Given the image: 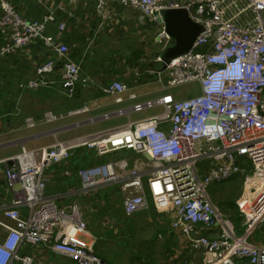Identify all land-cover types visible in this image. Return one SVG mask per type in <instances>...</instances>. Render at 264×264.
Masks as SVG:
<instances>
[{
    "label": "built area",
    "instance_id": "built-area-1",
    "mask_svg": "<svg viewBox=\"0 0 264 264\" xmlns=\"http://www.w3.org/2000/svg\"><path fill=\"white\" fill-rule=\"evenodd\" d=\"M93 2L100 25L112 17L111 9L106 8L110 2L155 22L166 9L184 8L201 25L191 49L173 58L163 70H149V74L162 89L196 81L200 93L184 99L167 93L137 101V93L113 80L101 91L116 104L134 101L115 115L150 108L161 111L128 119L125 125L91 139L36 149L22 145L7 171L5 190H11L12 199L10 203L0 201V264H36L26 247H44L76 264H102L79 203L58 205L55 197L45 193L44 169L67 160L79 146H87L98 156L131 150L144 159L129 166L126 160L114 158L79 170L83 190L117 182L124 191L122 207L127 216L150 205L158 213H167L170 230L180 234L187 248L202 254L201 264H264V242L247 241L264 223V183L246 189L250 175L264 179V0ZM54 21V10L44 20L26 18L8 0H0V58L42 40L54 58L36 67L35 75L19 89L48 87L49 75L57 71L62 93L71 98L87 80L71 58L70 45L51 33ZM57 26L65 29L63 22ZM163 40L166 43L169 36L162 28L158 41ZM86 109L44 116L52 122ZM36 122L33 117L25 118L27 127ZM236 174L245 177L246 194L236 202L241 217L239 234L207 192L211 183H222ZM214 230L215 236L203 234Z\"/></svg>",
    "mask_w": 264,
    "mask_h": 264
},
{
    "label": "crops",
    "instance_id": "crops-1",
    "mask_svg": "<svg viewBox=\"0 0 264 264\" xmlns=\"http://www.w3.org/2000/svg\"><path fill=\"white\" fill-rule=\"evenodd\" d=\"M8 2L26 18L44 20L50 10L55 11V21L51 23L49 29L57 40L70 45L71 52L73 47V59L80 65L81 77L87 80L86 83L77 86L79 90L83 87L90 86L92 89H98L102 92V87L113 80L125 83L129 75H134L135 78L139 80H141L144 75L151 76L145 64L155 60L165 45L164 40L162 42L158 41L163 24L159 21L155 22L147 18H142L136 10L121 6L117 3L110 2L107 5V10L110 11L111 9L112 17L110 16V19L100 25V19L95 12L93 0H8ZM60 22L65 24V29H63V31L58 29L57 24ZM129 43L131 46H128V48L126 45ZM86 51H88L87 59H85ZM140 51V56L143 53L145 57L149 58H146L147 60L140 57L136 59L135 54ZM151 55L154 56L150 58ZM51 58H54V55L44 45L42 40L32 41L15 53L0 58V74L5 78L2 80L3 83H5L4 87L8 88L12 85V80L7 78L11 76L13 72V79H17L19 74L24 75L23 71H25V76L27 75V71H29L30 75L28 78H31L35 75L36 67L42 65ZM135 63H138V66L134 68L132 66H134ZM86 64L88 66L91 65V68H84ZM55 74L56 72L49 75L51 84L48 87L32 90L25 89L29 91L27 93L40 95L39 99L36 98L29 103L26 101V103L33 105L36 101H51L55 91L57 90L59 92V85H53V77ZM96 77L100 79H96ZM24 78L17 83L18 90H20L19 85L25 82L23 81ZM133 82L136 83L137 80H133ZM134 87L136 86L134 85ZM77 89L76 93L78 91ZM159 89L163 91V89ZM167 93L168 92H164L162 94ZM138 95L139 97L141 96V94ZM82 102L80 106L73 107H87L82 113L65 117L57 120V122H50L45 120L44 114L48 112L51 113L52 111L44 110L41 115H37L36 117L28 115V113L21 114L17 112L15 114H10L9 111H13L14 102H10L6 97L0 100V201L10 203L12 199L11 190L9 189L7 192L5 190L7 187L8 166L11 164L7 159L19 153L22 145L28 149H36L60 142H78V140L91 139L99 133L110 129H94L91 126L97 124L101 119H104L105 114H110V116L115 115L114 113L119 108L107 112L105 109L106 105L104 103H99L96 99ZM113 104L121 105L114 103V100ZM71 109L72 108H69L63 112L54 113L65 114ZM24 113L26 112L24 111ZM26 117H33L37 121L36 124L33 127H27L25 125ZM12 118L13 120L21 118L22 122L24 121V126L13 128ZM9 121H11L12 125H10ZM53 123L57 124L50 126V124ZM89 125L90 128L87 129ZM18 133L19 135H16ZM89 150L92 149L87 146H79L71 152L67 160L48 165L44 169L46 182L45 193L55 197L59 205H62L77 200L82 204L84 201H89L88 196L97 195L96 192L100 191L104 192L105 201L111 202L115 197L114 194L120 197V193L122 192L120 201L121 210L123 211L122 200L124 198V191L121 189L120 185L118 188L112 189L111 186L114 184L113 182L102 184L96 188L98 191L96 189L83 190L81 187L78 171L106 161L104 160L105 157H98V155H96L99 162H97V160L95 164H89L90 160L84 158V155L87 156ZM110 154L113 155V157L119 154V159L126 160L129 166L134 164L135 161L144 162V159L131 150L121 149ZM15 187H19L18 182L15 183ZM86 206L87 205L81 209H83L82 212L84 213V217H87L86 219L89 221L91 216L88 213V208H85ZM84 210H86V212H84ZM106 210H109V207L103 206V211L106 212ZM89 231L93 232L92 229H89ZM215 233L216 231L214 230L205 231L203 234L215 236ZM172 234L173 245L170 249L172 256L174 259L180 256L185 257L184 248H189H187L183 240H181L179 233L173 231ZM26 248L29 253L34 256L36 264H49L47 259L50 257V254H54L44 247ZM192 252L198 253L195 251ZM172 256L167 257L166 260L170 262L173 259ZM198 256V260L195 258V255L186 257L188 258L187 260L193 261L195 264H201L202 258L200 259V255ZM102 264H104V262H102Z\"/></svg>",
    "mask_w": 264,
    "mask_h": 264
},
{
    "label": "rangeland",
    "instance_id": "rangeland-1",
    "mask_svg": "<svg viewBox=\"0 0 264 264\" xmlns=\"http://www.w3.org/2000/svg\"><path fill=\"white\" fill-rule=\"evenodd\" d=\"M126 46H131V44L129 43ZM72 54L73 47L71 52V58L73 59ZM140 54L141 51L135 54L136 59L138 57L145 60L149 58L145 57L143 53L141 56ZM153 56L154 55H151L150 58H152ZM87 57L88 51L85 52V59H87ZM135 66H138V63H135L132 67L135 68ZM84 68H91V65L88 66L86 64ZM55 72L56 74L53 77V85H59L58 72ZM13 74L14 72L7 78L12 80L13 82L12 85L8 88L4 87L5 83H3L2 80L5 78L2 76V74H0V100L6 97L10 102H14L13 111H9L10 114H15L17 112L21 114L28 113V115L36 117L37 115H41L44 110H47L52 111V114L58 115L59 113L56 114L57 112H63L69 108L78 107L81 105V103H83L82 101L91 99H96L99 103H104L106 105L105 109L107 112H110L112 109L125 108L134 103V101L126 100L124 104L115 105L113 104L114 98L112 96L103 94L102 92H100V90L92 89V87L90 86L83 87L81 90L77 89L78 91L75 96L68 98L62 93L59 85V92L57 90L55 91L51 101H36L33 103V105H31L28 103L36 98L39 99L40 95L35 93H27L29 91H26L25 89L18 90L17 86L19 80L21 81L24 77L25 78L23 81L29 79V71H27L26 76L25 71H23L24 75L19 74L20 76L18 75L17 79H13ZM128 77L129 78L126 80L127 82H125L127 87H130V90L128 92L135 91L137 94H141V96L137 98V101L154 99L164 92L172 94L176 99H184L200 93V86L196 81L182 83L175 87L163 88V91H160L159 88L162 89L161 85L153 81L152 76L144 75L142 79L140 78L141 80L136 79L134 75H129ZM96 79L100 78L96 77ZM133 80H137V82L134 83ZM134 85L136 87H134ZM127 93L124 95L125 97L127 96ZM26 101L28 103H26ZM24 111L26 113H24ZM160 111L161 109L159 108H150L140 112H130L128 115H112L108 118L101 119L97 124H94L91 127L94 129H107L123 126L128 122V119L137 120L139 118L151 115L153 113H158ZM114 114H116V112ZM11 121L13 122V128H17V126H24V121L22 122L21 118L16 120H13L12 118ZM11 121H9L10 125H12ZM55 124L57 123L50 124V126ZM89 128L90 125L87 129ZM16 135H19V133ZM111 156L113 157V155L108 154L102 157H105L104 160L120 158L119 154L114 155L113 158ZM98 157L95 155L93 150H89L87 156L84 155V158L90 160L89 164H95L98 160ZM97 162H99V160ZM253 176L254 175H252V179ZM252 179L250 181L249 179H247L246 181L247 191L251 187ZM260 180L261 184H259V186L264 183V179L260 178ZM113 183L114 184L111 186L112 189H116L120 185L117 182ZM244 189L245 177L242 179L239 175H236L222 183H211L207 187V192L211 200L215 205L219 207L222 213H224L232 220V222H234L238 234L241 232L239 229L241 217L238 213L236 202L245 194ZM96 190L98 191V189ZM96 193L98 196L90 195L88 196L89 201H84L82 204L78 200L77 201L81 208L87 205L85 208H88V213L90 214L91 218L89 216V221L88 219H86L87 217L84 218L88 223V229L93 230V232L91 231V233L96 238L95 251L100 258H104V260L107 262L106 264H177L186 261L188 259L187 257L193 255H195L196 259L199 258L198 255H200V259L202 258V255L200 253H194L189 249L184 248L185 257L180 256L174 259L170 252L171 246L173 245V231H171L169 228L170 217L167 213H158L155 211L152 205H150L149 209L127 216L121 210L120 200L122 198V192L120 193V197L114 194L115 197L111 202L105 201L104 192L100 191ZM56 202L59 205V202L57 200ZM103 206H108L109 210H106V212H104ZM229 206L231 207L229 208ZM234 210L238 215L237 217L232 218L230 216L233 214ZM84 212H86V210H84ZM171 256L173 257V259L170 262L169 260H166L167 257ZM235 261L237 263L241 262L238 259H235ZM47 262L49 264H76L74 261L64 256L54 254H50Z\"/></svg>",
    "mask_w": 264,
    "mask_h": 264
},
{
    "label": "water",
    "instance_id": "water-1",
    "mask_svg": "<svg viewBox=\"0 0 264 264\" xmlns=\"http://www.w3.org/2000/svg\"><path fill=\"white\" fill-rule=\"evenodd\" d=\"M163 24L169 40L161 49L158 58L145 64L149 70H163L166 65L180 55L187 53L201 30V25L194 22L184 8H170L162 11L158 19ZM9 163L11 159H7ZM250 243L264 242V223L247 239ZM103 262V261H102Z\"/></svg>",
    "mask_w": 264,
    "mask_h": 264
},
{
    "label": "trees",
    "instance_id": "trees-1",
    "mask_svg": "<svg viewBox=\"0 0 264 264\" xmlns=\"http://www.w3.org/2000/svg\"><path fill=\"white\" fill-rule=\"evenodd\" d=\"M242 179L244 178V176L242 175H239ZM251 180V179H250ZM249 180V181H250ZM259 184H261V180H260V178L259 177H257L256 175H254L253 176V179H252V182H251V186L252 185H256V186H259ZM230 204H232V203H230ZM229 204V205H230ZM231 206H229V208H230ZM237 212L234 210L233 211V214L230 216V217H232V218H234V217H237ZM103 261H104V264H106L107 262L104 260V258H101Z\"/></svg>",
    "mask_w": 264,
    "mask_h": 264
},
{
    "label": "bare ground",
    "instance_id": "bare-ground-1",
    "mask_svg": "<svg viewBox=\"0 0 264 264\" xmlns=\"http://www.w3.org/2000/svg\"><path fill=\"white\" fill-rule=\"evenodd\" d=\"M236 175H241V176H242V174H236ZM236 175L231 176L229 179H231L232 177H234V176H236ZM229 179H228V180H229ZM248 179H249V180L252 179V175H250V176L248 177Z\"/></svg>",
    "mask_w": 264,
    "mask_h": 264
}]
</instances>
